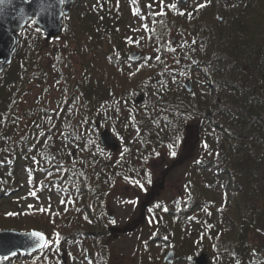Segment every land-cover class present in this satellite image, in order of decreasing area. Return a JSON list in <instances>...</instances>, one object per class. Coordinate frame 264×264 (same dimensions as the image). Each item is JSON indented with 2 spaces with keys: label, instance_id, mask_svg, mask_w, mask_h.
<instances>
[{
  "label": "trees",
  "instance_id": "1",
  "mask_svg": "<svg viewBox=\"0 0 264 264\" xmlns=\"http://www.w3.org/2000/svg\"><path fill=\"white\" fill-rule=\"evenodd\" d=\"M125 1L131 2V0ZM233 2L236 3L237 8L228 20L229 32L220 19L217 21L211 19L210 26L205 29L200 26L198 36H194L195 33L191 29L187 30L184 24L195 22L202 13L199 12L200 10L183 15L168 13L163 16L152 12L151 27L148 29L149 42L145 45L148 51L151 50V54L143 55L137 60L119 54L120 44H116L119 40V32L110 18L112 12H118L117 0H99L106 11L101 17L94 15V6L89 0H76L70 15L64 18L63 34L70 39L66 44L59 46L57 44L59 39L46 41L43 31L33 22L29 23L21 32V38L27 36L26 31L30 27L31 31L36 33L35 43L30 46L32 51L28 55V59L29 56L33 58V76L45 71V68L53 62L51 58L58 52L61 57L60 65L65 66L63 72L60 71L62 73L54 80L55 83L58 80H65L68 83L63 90L65 93L61 97L54 98L59 106L52 107L49 102L42 104L44 96H40L35 107H31L29 101L32 98V89L26 88L31 77H28L26 87L21 89L15 84V79L5 78L16 63L20 68L22 67L23 72L27 69L26 62L22 63L19 55L22 42L12 64L0 74V117L6 114L10 106L14 111L4 120L3 129H0V164L4 166V172L0 175V199L14 195L22 188L23 169L24 174L30 176V187L33 190H38L40 194L50 195L56 192L64 195L62 201L67 219L76 217L81 211L90 220L96 223L99 220L101 223L103 211L106 209V193L96 194L99 185L92 181L95 169H84L79 162L65 160L54 139L62 129V116L68 106H71V99L66 101V97L71 95L77 102L74 103L75 109L84 110L88 115L92 114V110L87 109L88 101L91 99L98 101L99 98L98 104L105 103L110 110L124 104L126 110L130 109L131 112L120 117L117 123L128 132L136 123L135 114L138 108L136 101L146 94L150 87H155L163 99L165 92L167 95L174 91L180 93L179 89L184 92L182 86H178L179 88L176 86L180 83L175 82L177 78L201 79L206 86L221 87V95L232 107L242 111L247 110L248 116L230 110L221 113L220 118L226 128L246 126L249 119H255L254 131L251 134L253 136L244 139L247 141L246 145H251L253 150L248 156L249 168L218 167V170H221L220 175L223 174L228 181L227 184L231 185L232 194L230 193L227 200L230 208L233 207L234 201L237 219L223 215L217 208L216 200L210 198L209 191L214 184L210 183L208 187L203 178L204 170L200 169L203 162L198 160L192 171L195 177L198 171V175H201L203 180L200 178L194 180L193 198L188 197L190 199L187 202L172 200L167 208V214L175 217L173 234L177 239L180 229L191 223L198 228V236L204 239L202 243L207 242L208 251L211 249L213 258L217 252L226 255L238 250L239 246L246 248L247 258L254 259L257 263L264 258V246L258 248L251 245L249 240L250 232L262 236L260 231H264V0ZM179 16L184 20L183 24L180 23ZM102 25L104 26L100 28ZM180 25H183V28H179ZM171 32L184 35L178 45L172 44V40L169 39ZM87 34L90 35L89 42L85 41ZM186 35L189 37H185ZM135 45L139 46L141 43L135 41ZM72 59H75L74 63ZM168 66L172 67L169 73H165L166 77H160ZM208 70H212L213 74L206 76ZM19 76L16 78L19 79ZM48 76L50 73L46 71V77ZM88 78L93 80L88 83ZM47 86L52 88V82H48ZM15 87L18 92L13 101ZM186 95L192 97L194 93H186ZM217 100L218 98L215 104ZM1 123L0 121V125ZM212 126L220 128L225 139L233 143L232 135L223 125L213 122ZM84 139L82 137L80 141ZM96 142L97 146L93 147L94 149L108 152L100 145L99 138ZM93 148L90 145V150ZM155 150L159 151L158 147H155ZM128 156L130 158L131 154L123 152L114 159L112 164L115 167L117 165L118 171L124 170L121 165L129 166V163L134 162ZM236 174L252 189V192L259 193L254 202L246 198L249 192L244 195L239 192L236 187ZM158 181L154 180L155 183ZM148 185L149 182L145 187ZM2 206L0 201V217L5 220V226L0 230L38 229L46 232L48 223L54 224L60 219L58 212H52L43 205L32 206L28 210L16 209L8 212H4ZM218 214H222L221 225L217 220ZM32 219L36 222L33 226L26 229L19 227L20 222H28ZM220 226L225 227L228 233L226 234ZM176 239L174 241H177ZM92 241L96 247L101 246L100 241L96 239ZM51 245L34 254H18L15 258L2 259L0 264H31L36 255L49 251ZM177 245L178 243L171 241L170 238L154 235L146 240L142 253L146 257V254L152 252L156 254L160 247L169 249ZM179 258L189 260L184 255Z\"/></svg>",
  "mask_w": 264,
  "mask_h": 264
},
{
  "label": "rangeland",
  "instance_id": "2",
  "mask_svg": "<svg viewBox=\"0 0 264 264\" xmlns=\"http://www.w3.org/2000/svg\"><path fill=\"white\" fill-rule=\"evenodd\" d=\"M117 1L118 12H112L110 18L119 32V40L116 44H120L119 54L121 56H128L131 52L139 51L144 55L151 54V50L148 51L145 45L149 42L148 29L151 27L152 12L163 16L168 13H188L200 10L199 12L202 13H198L199 16L195 22L184 24L187 30L191 29L195 33L193 35L198 36L200 26L204 29L210 26L211 19L214 21L220 19L225 23L226 31L229 32L230 22L228 20L237 8L236 3L233 2L235 0H187L186 3L180 0H165L162 6L157 2L151 9L147 7L151 0ZM89 3L94 6L95 12L93 13L96 17H101L106 12L99 0H89ZM200 4L206 6L197 8ZM171 5H176V7ZM179 19L183 24L184 20L181 16ZM180 27L183 28V25ZM26 34L27 36L21 38L19 55L22 63L26 62L27 69L23 72L22 67L20 68L16 63L5 78L15 79V84L21 89L26 87V81L29 76L31 77L26 87L32 89V98L29 101L31 107H35L40 96H44L42 104L49 102L52 107L59 106L54 98L61 97L65 93L63 90L68 82L58 80L55 83L54 79L63 72L65 65H60L61 57L57 52L51 58L53 61L51 65L41 74L33 76V58L29 56L28 59V55L31 54L30 46L35 43L36 33L31 31L30 27ZM168 37L172 40V44L178 45L184 35L171 32ZM69 39V36L63 34L57 42L58 46L66 44ZM89 39L90 35L87 34L85 41L89 42ZM135 41H139L141 45H135ZM72 61L74 63L75 59ZM171 68L168 66L160 77H166L165 73H169ZM46 71L50 73V76L46 77ZM212 74L213 71L208 70L206 76ZM17 76L19 79L16 78ZM90 80L93 79L88 78V83ZM188 80L193 83L194 96L192 97L186 95L188 92L185 90V83ZM48 82H52L53 89L47 86ZM175 82H180L176 86H182L184 92L181 89H179L180 93L174 91L167 95L165 92L162 99L155 87H150L146 94L138 98L136 123L128 132H125L117 123L120 117L131 112L130 109L126 110L124 104L120 105V109L117 107L110 110L105 103L98 104L99 98L98 101L91 99L88 101L87 109L92 110V114L88 115L84 110L75 109L74 103L77 102L71 95L66 97V101L71 99V106H68L62 116V129L57 137H54L57 148L64 154L65 160L79 162L84 169H95L92 181L99 185L96 194L106 193V209L103 211L101 223L99 220H97L98 223L90 220L81 211L76 217L67 219L64 213L65 205L62 201L64 195L56 192L50 195L48 193L38 194V190H32L30 187V176L24 174L22 169V188L14 195L0 199L3 204L2 210L4 212L16 209L28 210L32 206L43 205L52 212H58L57 215L60 216L54 224L46 225L49 245L52 244L51 248L44 254L36 255L31 264H98L99 262L105 264H165L164 258L169 252L174 253L175 260L172 264H192L191 260L201 253L209 256L208 264H264V258H261L258 263L254 259L247 258L245 254L247 250L242 246L226 255L224 252V254L217 252L213 258L211 249L208 251L207 242L202 243L204 239L198 236V228L191 223L180 229L177 239L173 234L175 217L167 214V208L172 200L187 202L190 199L188 197L193 198L194 180L201 179L198 171L196 177L192 171V167L198 160L203 162L200 169L204 170L203 178L208 187L210 183L214 184L209 191L210 198L216 200L217 208L222 211L223 215L237 219L234 201L233 207L230 208L227 200L231 193V185L227 184L228 181L223 174L220 175L221 170H218V167L228 166L233 169L248 167L250 164L248 156L253 149L251 145H246L247 141L244 139L253 136L251 134H253L255 123V119H249L246 126L237 125L233 129L226 128L220 118L221 113L230 110L233 113L248 116L247 110L242 111L232 107L221 95L219 86H206L201 79L193 80L189 77L183 80L177 78ZM17 92L18 89L15 87L12 95L13 101L17 97ZM13 112L10 106L6 114L0 117L1 130L5 124L4 120ZM213 122L220 126L223 125L225 130L228 129L226 131L232 135L233 143L225 139L220 128L211 127ZM103 127L109 128L121 144L117 153L109 150L103 152L93 148L97 146L96 140ZM82 137L85 139L80 141ZM90 145L92 150H90ZM155 147H158L159 151H156ZM123 152L131 154L128 158L134 162L129 163V166L121 165L124 170L118 171L117 165L115 167L112 163ZM239 165L242 166L238 167ZM3 168L4 166L0 164V175L4 172ZM248 173L250 174V171ZM155 179L159 181L155 183ZM235 181L240 193L244 195L249 192L246 198L252 202L255 198L257 199L259 193L252 192L242 178L237 176ZM147 182L149 185L145 187ZM110 213L114 215L113 219L110 218ZM220 215L218 214L217 220L221 225ZM4 222L5 220L0 217V228L5 226ZM35 223L33 219L28 222L22 221L19 227L26 229ZM111 227L115 229L113 232L109 230ZM221 228L226 234L228 233L225 227ZM260 232L262 236L250 232L249 240L251 245L263 248L264 231ZM154 235L170 238L178 245L169 249L160 247L156 254L152 252L144 257L142 253L144 243ZM94 239L100 241L101 246L96 247L92 241ZM175 239L177 241H174ZM183 255L189 260H181L179 257Z\"/></svg>",
  "mask_w": 264,
  "mask_h": 264
},
{
  "label": "water",
  "instance_id": "3",
  "mask_svg": "<svg viewBox=\"0 0 264 264\" xmlns=\"http://www.w3.org/2000/svg\"><path fill=\"white\" fill-rule=\"evenodd\" d=\"M74 2L75 0H5L0 4V73L12 63L20 42V33L29 22L35 21V25L44 31L47 39L57 38L63 30V19L70 13ZM140 56L141 53L130 54L131 59ZM186 90L192 92L190 81L186 83ZM100 141L104 148L114 152L120 148L118 141L107 128L101 132ZM36 232L42 233L37 230L29 233L1 231L0 259L15 257L19 252L31 254L44 248L47 239L35 237L33 234ZM173 259L174 254L170 252L165 262L171 263ZM208 261V256L201 254L193 263L208 264Z\"/></svg>",
  "mask_w": 264,
  "mask_h": 264
},
{
  "label": "snow or ice",
  "instance_id": "4",
  "mask_svg": "<svg viewBox=\"0 0 264 264\" xmlns=\"http://www.w3.org/2000/svg\"><path fill=\"white\" fill-rule=\"evenodd\" d=\"M5 0H0V4L4 3ZM157 2H159V4L162 6L165 2V0H151V2L147 5L148 8H153L154 4H156ZM180 2H186V0H180ZM172 7H176V5H171ZM206 5H203V4H200V5H197V8H200V7H205ZM181 15H183L184 13L181 12L180 13ZM34 22V21H33ZM193 43H195V41H193ZM175 153H173L174 155ZM11 215V214H9ZM35 237L37 238H44V239H47V237L43 234V233H39V232H36L33 234Z\"/></svg>",
  "mask_w": 264,
  "mask_h": 264
}]
</instances>
